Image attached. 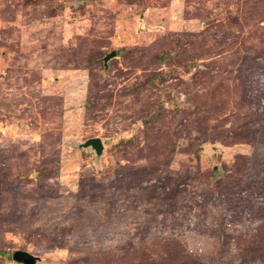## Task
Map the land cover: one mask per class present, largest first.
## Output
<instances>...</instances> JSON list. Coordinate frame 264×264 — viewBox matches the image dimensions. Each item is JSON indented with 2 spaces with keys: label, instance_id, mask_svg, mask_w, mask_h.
<instances>
[{
  "label": "rangeland",
  "instance_id": "374dc122",
  "mask_svg": "<svg viewBox=\"0 0 264 264\" xmlns=\"http://www.w3.org/2000/svg\"><path fill=\"white\" fill-rule=\"evenodd\" d=\"M18 249L264 264V0H0V264Z\"/></svg>",
  "mask_w": 264,
  "mask_h": 264
},
{
  "label": "water",
  "instance_id": "95a60500",
  "mask_svg": "<svg viewBox=\"0 0 264 264\" xmlns=\"http://www.w3.org/2000/svg\"><path fill=\"white\" fill-rule=\"evenodd\" d=\"M115 55L116 51L114 50L107 53L104 57V65H107L108 60ZM77 147L79 149L91 148L97 157L102 155L104 151V146L100 137L88 138L84 142L78 144ZM12 259L21 264H35L37 260V258L33 254L21 249L15 250L13 252Z\"/></svg>",
  "mask_w": 264,
  "mask_h": 264
}]
</instances>
